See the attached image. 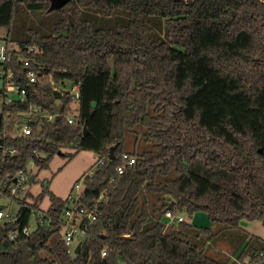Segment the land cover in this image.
I'll list each match as a JSON object with an SVG mask.
<instances>
[{
    "label": "trees",
    "instance_id": "1",
    "mask_svg": "<svg viewBox=\"0 0 264 264\" xmlns=\"http://www.w3.org/2000/svg\"><path fill=\"white\" fill-rule=\"evenodd\" d=\"M49 5L0 0V27L8 29L0 40L34 47L15 50L11 64L26 100L0 111V199L22 205L0 225V264H264V242L213 256L221 257L216 244L241 230L242 219L264 223V0ZM53 12L46 29L33 25ZM27 69L40 73L35 83ZM50 78L78 85L79 96ZM24 113L39 116L28 121L30 134L16 132ZM51 114L57 123L44 117ZM83 150L99 157L96 171L78 179L77 205L97 218L80 225L85 237L72 254L61 234L68 198L48 181L33 201L9 185L30 161L47 168L54 155L69 162ZM184 209L206 212L218 227L164 220Z\"/></svg>",
    "mask_w": 264,
    "mask_h": 264
},
{
    "label": "rangeland",
    "instance_id": "2",
    "mask_svg": "<svg viewBox=\"0 0 264 264\" xmlns=\"http://www.w3.org/2000/svg\"><path fill=\"white\" fill-rule=\"evenodd\" d=\"M56 18V15H49L47 18L35 20L36 22L33 25H41L43 29H46L49 23ZM7 27H0V37H4L7 34ZM67 86L73 91V86H71V81H68ZM74 107H77V102L73 103ZM23 122H28L33 118L31 114L24 113L21 115ZM64 151H71V149H65ZM99 154L91 150H83L79 152L72 160L67 162V158L58 153L53 156L49 167L40 169L36 166L33 161L28 162L27 165V174L26 180H23L24 190L20 193V197L25 196L26 193H30L28 198L29 201H33L35 196H37L42 190V183L50 182V188L58 196L62 198H68L70 194L73 197L77 198L78 195L83 191L84 184L83 179H78L85 174L91 168L96 166L98 161ZM31 176H35L36 180H30ZM0 204L4 206L6 212L11 216L16 217L20 214L22 205L19 200L12 198H1ZM50 205L49 197L46 196L41 201V208L46 210ZM183 217V221H179L178 216ZM164 220L168 225L173 224L176 227L181 225L194 224L197 226H211L213 229H216L218 225L211 224V221L208 217V214L204 211H198L194 215L190 216L188 212L184 210H177L174 212L172 218L164 217ZM36 224V217L34 214L30 217V225L34 226ZM242 229L239 231H227L224 234V240L218 242L216 245L217 249L221 250V254H218L221 257L213 255L215 258L224 260L223 258H229L231 255V249L241 251L249 242L250 247L259 246L264 242V223L260 219L241 220ZM69 229L63 228L61 234L64 235ZM85 237L84 232L78 230L74 233V244L77 245ZM55 239V237L53 238ZM52 239V240H53ZM213 249V248H212ZM230 249V250H229ZM213 251V250H212ZM211 251V252H212ZM215 254V253H214ZM222 258V259H221ZM248 258H246V261Z\"/></svg>",
    "mask_w": 264,
    "mask_h": 264
},
{
    "label": "built area",
    "instance_id": "3",
    "mask_svg": "<svg viewBox=\"0 0 264 264\" xmlns=\"http://www.w3.org/2000/svg\"><path fill=\"white\" fill-rule=\"evenodd\" d=\"M22 52V51H33L34 47H31L29 45H25L24 47H21L17 43L13 42H6L0 40V111L3 107V105H9L14 101L20 100V101H25L27 98V93L28 90L27 88L24 87H19L16 82H15V73L16 70L14 67L11 65L14 63L13 59V53L14 51ZM28 61H26V64ZM27 78L29 79L30 83H35L40 76V73L33 70V69H27L26 71ZM51 82L54 85V88L62 91L66 90L67 92H72L75 94L76 97L79 96L80 91H79V86L71 83V86H73V91L71 88H68L67 86V80L62 82L60 85H56L55 82L53 81L52 78ZM43 116V115H42ZM39 117L38 115H35L34 118ZM44 117L47 118L49 121H55L56 117L55 115H44ZM32 118V119H34ZM30 119V120H32ZM68 121L70 123H73L74 118L73 116L68 117ZM17 133H22V134H30L31 133V126L29 125V122H23L17 124ZM9 153H15V149L12 148L8 151ZM125 159H129V164H133L135 162L134 158L129 157L128 154H124ZM97 167L94 168V171H96ZM124 172V167L119 166L118 167V173L122 174ZM16 181L9 185V189L11 193H17L20 191V193L24 190V185L23 180L25 181L26 178V173L24 171H20L18 176L15 178ZM8 184V183H7ZM79 199V195L77 198L73 197L72 194L68 197V200L70 201L69 207L65 210V222H64V227L69 229L64 235L65 243L68 246V252L72 254H76L75 250L77 245L74 244V233L75 231H82L84 232L81 228V224L89 225L92 224L96 218L97 214L94 211H88L86 208L81 207L77 205V201ZM165 216L167 218H172L174 216V213L171 211H167ZM8 219L15 220L16 217L11 216L8 212L5 211L4 208L0 209V225L4 224V222ZM179 221H183L182 216H178ZM16 235V230L12 231V237ZM80 242L83 243L81 240ZM106 252L103 251V255ZM263 254V252L261 253Z\"/></svg>",
    "mask_w": 264,
    "mask_h": 264
},
{
    "label": "water",
    "instance_id": "4",
    "mask_svg": "<svg viewBox=\"0 0 264 264\" xmlns=\"http://www.w3.org/2000/svg\"><path fill=\"white\" fill-rule=\"evenodd\" d=\"M49 1H50V5L48 8V11H52V10L59 9V8L63 7L70 0H49ZM57 120H58V118L56 117L55 123H57ZM82 129H83V132L86 134L88 131L87 125H83ZM1 146H2V139L0 138V150H1ZM116 146L117 145H114L110 148V153H109L110 159L116 158L115 153H114ZM32 179H33V176L30 177V180H32ZM15 181H16V179H15ZM173 205H174V201H172L170 203V207H172ZM1 208H4V206L0 204V209ZM81 247H82V242H79L77 247H76V250H75L76 254L80 253Z\"/></svg>",
    "mask_w": 264,
    "mask_h": 264
}]
</instances>
